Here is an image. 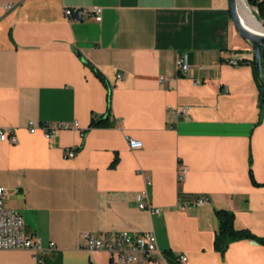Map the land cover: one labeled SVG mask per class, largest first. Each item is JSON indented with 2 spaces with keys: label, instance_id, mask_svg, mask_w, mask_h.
<instances>
[{
  "label": "crops",
  "instance_id": "obj_1",
  "mask_svg": "<svg viewBox=\"0 0 264 264\" xmlns=\"http://www.w3.org/2000/svg\"><path fill=\"white\" fill-rule=\"evenodd\" d=\"M240 11L262 25L246 0ZM254 57L229 0H0V128L17 139H0V185L25 233L42 240L46 264H110L80 238L123 230H153L171 264H264L258 240H234L224 252L214 245L217 209L264 236ZM93 118L105 120L92 126ZM31 119L78 127L48 138L29 131ZM127 136L143 146L132 150ZM145 187L161 213L138 207ZM202 195L209 201L194 205ZM35 263L30 249L0 250V264Z\"/></svg>",
  "mask_w": 264,
  "mask_h": 264
},
{
  "label": "built area",
  "instance_id": "obj_2",
  "mask_svg": "<svg viewBox=\"0 0 264 264\" xmlns=\"http://www.w3.org/2000/svg\"><path fill=\"white\" fill-rule=\"evenodd\" d=\"M12 5H7V8H11ZM75 10L73 8H67L66 14L68 17L74 18ZM96 20L102 19V6L95 5L91 8ZM232 63H237L236 60H231ZM177 64L180 69L187 71L190 68L188 57L186 53L180 54ZM121 77V74H119ZM228 91V88L226 89ZM169 111L181 113L180 110L174 109L169 106ZM186 112V108L182 110ZM78 121H50L45 120L37 122L34 119L29 120L28 129L30 132H36L38 129L43 130L46 137L51 138L61 129L77 128ZM129 147L137 149L143 146V142L140 139L132 136H127ZM0 139L9 140L10 142H16V136L14 133L6 128H0ZM76 153V149L69 148L68 156L73 157ZM141 172L144 174L143 170ZM188 167L182 165L179 170L178 178L182 180ZM152 184L151 178H146V186ZM138 207L145 209L150 213H161L162 207L154 206L150 201V195L148 189L145 187L137 194ZM209 201L207 196H198L193 204L200 206L206 204ZM184 206V205H183ZM55 243L51 242V246ZM80 247L89 251H101L108 255L110 264H171L169 256L163 251L158 243L157 236L153 230L144 232H134L131 230H123L119 232H84L80 238ZM4 249H30L33 251L36 258L35 264H46V261L41 254L44 247L42 240L33 235H28L24 231V218L22 214L16 209L7 206L6 194L4 186L0 185V250ZM188 257L184 254L179 256V260L186 261Z\"/></svg>",
  "mask_w": 264,
  "mask_h": 264
},
{
  "label": "trees",
  "instance_id": "obj_3",
  "mask_svg": "<svg viewBox=\"0 0 264 264\" xmlns=\"http://www.w3.org/2000/svg\"><path fill=\"white\" fill-rule=\"evenodd\" d=\"M249 4L256 6L258 8L257 16L260 19H264V0H247ZM262 61L264 66V52L262 55ZM253 68L255 78L259 88V103L261 108L264 110V80H262L258 75V70L256 66V58L253 59ZM105 118H93L91 125L96 126L104 122ZM256 182V181H255ZM258 183V182H256ZM218 218V230L216 232L214 245L216 249L224 252L230 242L242 238H252L264 243V236H258L249 229H237L234 225L235 214L232 210L228 209H217ZM169 256V253L166 252Z\"/></svg>",
  "mask_w": 264,
  "mask_h": 264
},
{
  "label": "water",
  "instance_id": "obj_4",
  "mask_svg": "<svg viewBox=\"0 0 264 264\" xmlns=\"http://www.w3.org/2000/svg\"><path fill=\"white\" fill-rule=\"evenodd\" d=\"M248 5L251 7V11L255 15V17L260 20L262 24L261 27L262 29L251 27L245 22L244 16L240 11V0H229L230 13L234 21V24L239 30L240 34L244 38L252 42L254 48V54L256 58L258 75L262 80H264V66L262 61V55L264 52V19H260L257 16L258 8L256 6H253L249 3ZM80 14H81V9H77L75 12V16L79 18Z\"/></svg>",
  "mask_w": 264,
  "mask_h": 264
},
{
  "label": "bare ground",
  "instance_id": "obj_5",
  "mask_svg": "<svg viewBox=\"0 0 264 264\" xmlns=\"http://www.w3.org/2000/svg\"><path fill=\"white\" fill-rule=\"evenodd\" d=\"M252 13V12H251ZM253 23V22H252ZM248 25H250L251 27L257 28V29H262V25H260L257 21L255 22V24H250L248 23Z\"/></svg>",
  "mask_w": 264,
  "mask_h": 264
},
{
  "label": "rangeland",
  "instance_id": "obj_6",
  "mask_svg": "<svg viewBox=\"0 0 264 264\" xmlns=\"http://www.w3.org/2000/svg\"><path fill=\"white\" fill-rule=\"evenodd\" d=\"M251 18H252L251 21L253 22L252 24H255L256 20L254 19V17L252 15H251Z\"/></svg>",
  "mask_w": 264,
  "mask_h": 264
}]
</instances>
